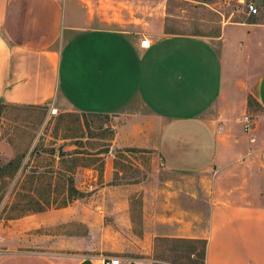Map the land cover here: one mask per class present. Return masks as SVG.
<instances>
[{"label": "crops", "instance_id": "1", "mask_svg": "<svg viewBox=\"0 0 264 264\" xmlns=\"http://www.w3.org/2000/svg\"><path fill=\"white\" fill-rule=\"evenodd\" d=\"M167 4L0 0V102L111 118L103 151L65 157L81 198L0 220V264H152L178 240L264 264V11L206 36Z\"/></svg>", "mask_w": 264, "mask_h": 264}, {"label": "rangeland", "instance_id": "2", "mask_svg": "<svg viewBox=\"0 0 264 264\" xmlns=\"http://www.w3.org/2000/svg\"><path fill=\"white\" fill-rule=\"evenodd\" d=\"M167 2L168 14L172 17L171 29L184 34L211 36L218 31L221 23L238 20L246 12L249 13V4L239 0ZM252 5L257 9L255 15L264 11V1L260 8ZM245 77L247 80L251 78L250 74ZM249 109L251 113L260 114L259 106L251 101ZM247 116L252 119L250 113ZM110 124L109 116L62 113L46 105L2 103L0 166L16 157L21 163L13 175L0 177V220L19 218L41 209L58 208L70 201L68 183L62 177L64 170L70 167V160L65 157L75 152L82 155L94 150L103 151L100 147L106 145L103 140L110 136ZM138 230L137 227L132 229L133 232ZM201 241L171 245L157 243L147 257H154L152 264H201ZM0 247L5 249L4 244ZM142 255L141 258L146 256Z\"/></svg>", "mask_w": 264, "mask_h": 264}, {"label": "trees", "instance_id": "3", "mask_svg": "<svg viewBox=\"0 0 264 264\" xmlns=\"http://www.w3.org/2000/svg\"><path fill=\"white\" fill-rule=\"evenodd\" d=\"M263 1L264 0H262V2ZM1 104L2 103L0 102V106H1ZM20 163H21L20 158L16 157V158L8 161L7 163H5V165L0 166V177H7V176L13 175L19 169ZM68 191H69V195H70L71 199L77 198V197L81 198L83 196L82 193L78 192L77 190L74 189V187H72V182L70 180H69V184H68ZM178 242H190V241L178 240ZM192 242H194V241H192ZM192 242H190V243H192ZM196 242H198V241H196ZM201 242L203 243V252L201 253V264H204V246H205V243L203 241H201ZM190 250H191V248H190ZM190 254H193V253L191 252Z\"/></svg>", "mask_w": 264, "mask_h": 264}, {"label": "built area", "instance_id": "4", "mask_svg": "<svg viewBox=\"0 0 264 264\" xmlns=\"http://www.w3.org/2000/svg\"><path fill=\"white\" fill-rule=\"evenodd\" d=\"M248 12L250 15H255V14H257V9L252 4H249L248 5ZM140 46L144 47V48L148 47V41L146 39H143L142 41H140ZM242 122H243L244 129L248 131L251 127L250 117L247 115L244 116L242 118ZM103 264H119V260L116 258H110V259L104 260Z\"/></svg>", "mask_w": 264, "mask_h": 264}]
</instances>
